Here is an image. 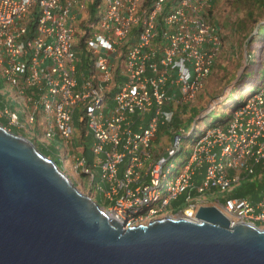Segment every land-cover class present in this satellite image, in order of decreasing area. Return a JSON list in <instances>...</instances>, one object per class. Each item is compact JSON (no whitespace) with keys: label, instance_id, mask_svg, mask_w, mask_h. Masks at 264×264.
I'll return each instance as SVG.
<instances>
[{"label":"built area","instance_id":"2783aa9c","mask_svg":"<svg viewBox=\"0 0 264 264\" xmlns=\"http://www.w3.org/2000/svg\"><path fill=\"white\" fill-rule=\"evenodd\" d=\"M213 4L0 0V76L11 92L9 100L0 98V120L35 146L48 149L61 137L66 146L56 157L62 168L81 177L83 190L89 184L87 194L125 222V230L172 212L170 203L184 194L179 216L188 212L186 220L195 221L201 195L230 191L240 174L252 177L257 166L264 167V82L225 125L206 129L200 138L194 124L188 133L172 132L162 154L153 147L160 127L176 118L169 107L195 98L221 52L220 27L205 14ZM81 18L77 34L74 23ZM75 38L89 51L87 68L80 65ZM10 100L18 112L9 109ZM76 114L92 135L93 160L69 154ZM182 139L192 141L191 153L175 168ZM215 203L230 220L264 225V198L255 204L246 198Z\"/></svg>","mask_w":264,"mask_h":264},{"label":"water","instance_id":"95a60500","mask_svg":"<svg viewBox=\"0 0 264 264\" xmlns=\"http://www.w3.org/2000/svg\"><path fill=\"white\" fill-rule=\"evenodd\" d=\"M32 141L0 125V264H264V228L214 206L124 229Z\"/></svg>","mask_w":264,"mask_h":264},{"label":"rangeland","instance_id":"374dc122","mask_svg":"<svg viewBox=\"0 0 264 264\" xmlns=\"http://www.w3.org/2000/svg\"><path fill=\"white\" fill-rule=\"evenodd\" d=\"M243 1L244 0H214L211 11L205 13L211 21L215 22L220 27V34L222 36L221 52L216 60L213 71L205 81L203 89H201L195 98L187 104L174 103L169 107L174 113V117H176L177 121H172L171 123L167 122V124L159 130L158 137L153 143L156 154H162L170 145L169 142L167 144L165 142L168 140L166 139L167 135L165 132H167L168 128H171L173 124L177 125V127H175L176 132L179 128L180 130L184 129L186 133H188L191 127L195 124L196 127H194V134L201 138L203 136L202 132L213 127L218 122L227 119L236 108L240 107L247 101L249 96L258 92L262 88L264 82V48L260 56L258 55V52L260 50V44L264 42V37H260L258 32L261 27L264 26V0H245V4ZM250 2H252V4H249ZM106 5L107 3L105 2L96 10V18L100 16L101 9ZM83 18L76 20L74 23L77 34L82 31L80 24ZM74 43L78 53L82 55L84 61L87 62L88 59L91 60L89 51L86 48L83 49L84 46L78 38L74 39ZM2 91L5 92V95L0 96V98L3 100H9L11 92L0 76V92ZM8 107L12 111H19L17 110L19 108L18 105L13 100H10ZM198 116L202 117L194 123L195 118ZM191 118L192 120L190 122ZM78 119L79 118L76 115L74 118V131L75 137L78 139L79 148L81 149V152L88 148L90 154H92L93 140L90 142L89 139L87 140L83 137L84 126L81 124L83 120H80L79 122ZM0 122L2 123H0V125L5 127V122L3 120H0ZM45 122L46 118H43L41 120V125H44ZM218 126H221V123L218 124ZM10 131L22 135L14 129H10ZM35 132L37 133L38 131L36 130ZM73 139L74 136L70 139L72 147L74 145ZM36 144L38 150L41 149L49 155L51 160L58 162L60 169L67 174L70 180L72 182L76 180V182L74 181V185L81 192L87 194L89 184L86 183L85 190H83L80 179L81 177H75L69 172V170L62 168L61 163L56 157L58 152L62 149L64 150L66 146L61 137L56 136L55 140L53 139V141L47 145L48 149L45 148L46 145L41 146L40 143ZM192 144V141H185L182 139L181 147L183 151L179 156L173 159L172 162L175 168L188 160ZM79 151L77 152L79 153ZM203 160L202 154L199 161L203 162ZM196 168H200V166H196ZM201 180L202 179H198L197 183L200 184ZM245 181L246 180L242 182L243 186L234 190L235 195L244 192V189L246 188ZM229 193L230 192L221 193L218 190L214 191V194L207 192L198 198L200 203L199 206H216L215 204L217 203H215L214 200H223L225 196L230 195ZM94 197L100 202V204L102 203L100 196L94 195ZM185 207V198L180 197L178 200L173 201L170 207H168V210H172V212L169 211L168 214L160 212L156 219H161L167 216L177 217L180 215V211ZM256 226L261 229L264 228V225L260 223H257Z\"/></svg>","mask_w":264,"mask_h":264},{"label":"crops","instance_id":"0c3cea01","mask_svg":"<svg viewBox=\"0 0 264 264\" xmlns=\"http://www.w3.org/2000/svg\"><path fill=\"white\" fill-rule=\"evenodd\" d=\"M79 61H80V65L82 67H84V68H87L92 63V61L89 60V59L87 60V62H85L84 59L82 58V55H79ZM74 123H75V120H74ZM81 124L84 126L83 127V137L85 139H87V140L89 139L90 142H92V140H93L92 139V135L89 133V131H88L87 127L85 126V124H83V123H81ZM175 126L172 125V127L168 128L167 132H165L166 135H167L166 139H168V140L165 141L166 144L168 142L169 143L171 142L172 134H173L172 132L176 131ZM162 128H163V126L160 127V129H162ZM73 136H74V139H73L74 145L72 147L71 144H70L69 154L71 156H73L74 154L81 155L83 157L88 158L89 160H93V156H92V154H90L88 148L85 149L87 151L86 153L83 150L81 152V149L79 148V145H78L79 143L77 141L78 139H77V137H75V131H74ZM77 151H79V153ZM203 176H204V171L201 169L199 175L197 177H195V182L197 183V180L203 178ZM196 178H198V179H196ZM244 180H246L244 182V183H246V188L244 189V192L242 194L235 195L234 190H236L240 186H243L242 182ZM197 184H199V183H197ZM227 192H230L229 193L230 195L225 196L223 200H220V199H218V200H220L221 202H224V200H226V199H243V198H246L252 204H255V203L259 202L262 198H264V167L257 166L255 168V176H252V177H248L245 174H240L239 183L236 184L235 186H233V188L230 191H227ZM214 202H215V200H214Z\"/></svg>","mask_w":264,"mask_h":264},{"label":"trees","instance_id":"16d2710c","mask_svg":"<svg viewBox=\"0 0 264 264\" xmlns=\"http://www.w3.org/2000/svg\"><path fill=\"white\" fill-rule=\"evenodd\" d=\"M245 1V0H244ZM244 1H243V3H244ZM249 1H251V0H249ZM259 1V0H258ZM264 2V1H263ZM245 4V3H244ZM249 4H252V2H250ZM264 4V3H263ZM258 35L260 36V37H264V26H262L261 27V29H260V31L258 32ZM263 48H264V42L262 43V44H260V50H259V52H258V55L260 56L261 55V52H262V50H263ZM83 49H84V47H83ZM255 94V93H254ZM254 94H252V95H254ZM251 95V96H252ZM251 96H249L248 97V99L249 98H251ZM247 99V100H248ZM232 115V114H231ZM231 115L227 118V119H225V120H223V121H221V122H218L216 125H214V126H218V124H220L221 123V125H225L229 120H230V118H231ZM192 120V119H191ZM191 120H190V122H191ZM177 121V119L175 118V119H173V122H176ZM1 123V122H0ZM2 124V123H1ZM176 125V124H175ZM174 124H173V126H175ZM175 127H177V125L175 126ZM13 132V131H12ZM15 133V132H14ZM39 151L44 155V156H46V157H49V155L46 153V152H43L41 149H39ZM87 151L85 150V153H86ZM50 158V157H49ZM55 163H56V165L60 168V165L58 164V162H56V161H54ZM204 171V170H203ZM181 197H184V198H186V195L184 194V195H182ZM180 198V197H179ZM178 198V199H179ZM177 199V200H178ZM98 202V201H97ZM172 203V202H171ZM171 203H170V205H171ZM170 207V206H169Z\"/></svg>","mask_w":264,"mask_h":264},{"label":"bare ground","instance_id":"6f19581e","mask_svg":"<svg viewBox=\"0 0 264 264\" xmlns=\"http://www.w3.org/2000/svg\"><path fill=\"white\" fill-rule=\"evenodd\" d=\"M110 216V215H109ZM190 216V213H186L185 215H183V216H178V217H170V218H172V219H174V220H178V219H186V218H188ZM111 217V216H110ZM112 218V217H111ZM233 221V220H232Z\"/></svg>","mask_w":264,"mask_h":264}]
</instances>
